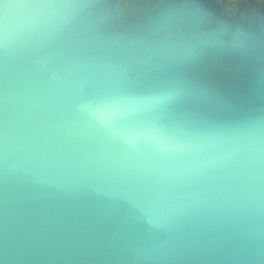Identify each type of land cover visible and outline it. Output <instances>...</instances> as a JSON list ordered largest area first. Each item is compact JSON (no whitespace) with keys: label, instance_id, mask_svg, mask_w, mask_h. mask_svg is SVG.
<instances>
[{"label":"clouds","instance_id":"obj_1","mask_svg":"<svg viewBox=\"0 0 264 264\" xmlns=\"http://www.w3.org/2000/svg\"><path fill=\"white\" fill-rule=\"evenodd\" d=\"M240 2L0 0V264H264V0Z\"/></svg>","mask_w":264,"mask_h":264},{"label":"water","instance_id":"obj_2","mask_svg":"<svg viewBox=\"0 0 264 264\" xmlns=\"http://www.w3.org/2000/svg\"><path fill=\"white\" fill-rule=\"evenodd\" d=\"M204 2L208 4L214 12L225 17L232 14H238L246 9V5L241 3L240 0H204ZM252 2L254 3L255 0H252ZM230 71L231 69L227 67L221 69V73L224 76Z\"/></svg>","mask_w":264,"mask_h":264}]
</instances>
